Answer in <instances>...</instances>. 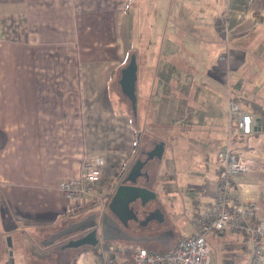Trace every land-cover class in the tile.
Wrapping results in <instances>:
<instances>
[{
  "label": "crops",
  "instance_id": "crops-1",
  "mask_svg": "<svg viewBox=\"0 0 264 264\" xmlns=\"http://www.w3.org/2000/svg\"><path fill=\"white\" fill-rule=\"evenodd\" d=\"M224 11L227 31L220 24ZM130 53L137 55L139 117L123 107L130 101L119 82ZM234 99L255 117L251 134L232 137L233 148L254 160L235 189L256 200L264 217V127L245 104L264 105V0H0V264H15L8 256L12 245L22 246L21 233L58 241L71 225L62 219L77 204L93 202L97 211L108 205L120 178L145 149L162 141L145 147L141 125H208L221 133L219 150L225 147L228 102ZM95 155L104 158L98 187L106 184L108 190L82 201L67 199L60 181L78 180L84 161ZM156 159L148 164L153 187L175 176L156 172ZM185 173L190 192L202 196L193 201V218L215 195L217 157ZM151 202L141 225L129 218L136 226L130 235L118 233L120 219L110 208L104 213L109 232L103 223L98 245L110 246L103 255L111 246L167 250L188 235L165 222ZM156 209L159 218L148 219ZM207 240L211 264L246 263L245 233L212 231ZM86 247L92 245L68 253ZM82 253L78 263L88 264Z\"/></svg>",
  "mask_w": 264,
  "mask_h": 264
},
{
  "label": "built area",
  "instance_id": "built-area-1",
  "mask_svg": "<svg viewBox=\"0 0 264 264\" xmlns=\"http://www.w3.org/2000/svg\"><path fill=\"white\" fill-rule=\"evenodd\" d=\"M221 26L228 30L229 11L221 15ZM227 145L217 153L218 176L213 199L193 216L195 231L179 237L167 250L111 246L106 255H99L98 264H211V246L207 234L234 230L247 235L249 254L245 264L264 263V217L258 215V202L245 200L235 189L237 179L254 165L252 157L231 145L236 134H251L255 117L235 100H229ZM104 158L95 155L84 161L78 180H61L59 189L71 201L94 197L102 179ZM129 249L132 252H129Z\"/></svg>",
  "mask_w": 264,
  "mask_h": 264
},
{
  "label": "rangeland",
  "instance_id": "rangeland-1",
  "mask_svg": "<svg viewBox=\"0 0 264 264\" xmlns=\"http://www.w3.org/2000/svg\"><path fill=\"white\" fill-rule=\"evenodd\" d=\"M157 20L158 36H161L162 19L158 18ZM122 99L126 101L124 96H122ZM123 107L128 112H131L130 102L129 104L128 102L127 104L123 102ZM139 121L142 123V118H139L138 123ZM157 122L152 123V125L146 124L140 126L143 136L142 141L145 142V147L152 146L154 144L153 140L156 138L166 143L163 157L154 160L153 163L156 165V172L163 173L170 171L175 175L174 179L169 178L167 181L155 182L153 188L158 193V206L161 214L164 215L165 222L179 229L181 234H191L195 230L192 218L193 201L199 197L202 198V196L197 190L190 192L189 186H186L189 177L185 171L190 165L199 164L201 161L213 160L215 162L219 150L221 133L213 129L210 130L207 127L208 125L203 124L196 125L192 129L177 128L174 130L171 126H162L161 123ZM105 187L106 184L104 188L102 185V190L98 187L96 193L103 196V193L108 190ZM95 205L97 204L90 201L86 204H77V209H74L72 213H67L62 220L65 219L70 224L76 222L82 225L91 224L94 221L89 222V220L93 219V214L98 209ZM94 217H96V214ZM58 223L60 222L58 221ZM56 229H50L49 231L55 233ZM73 232L78 231L73 230L68 232L64 234L65 237L62 239L51 243H47L50 237L44 239L39 238V234L21 233L22 239L20 241L22 246L19 247L18 243L15 246L12 245L10 249L12 254L9 251L8 258L12 259L15 264H70L71 257L68 251L70 252L73 249L72 247L66 248L65 246L70 241L67 235ZM98 232L102 235L103 229H100ZM12 233L16 234V232ZM75 249L77 250V248ZM83 253L81 258L83 259V256L86 255L88 264H97L96 254L92 248H84Z\"/></svg>",
  "mask_w": 264,
  "mask_h": 264
},
{
  "label": "water",
  "instance_id": "water-1",
  "mask_svg": "<svg viewBox=\"0 0 264 264\" xmlns=\"http://www.w3.org/2000/svg\"><path fill=\"white\" fill-rule=\"evenodd\" d=\"M137 78H138V63H137V55L136 53H131L130 59L126 66L122 68L121 71V77L119 79V82L121 84V88L123 93L128 97L131 108L133 112L137 113ZM165 150V142L160 141L158 142L152 149L147 151V157L145 159L138 158L132 168L130 169L128 175L125 178V181L130 180V183L122 182L118 185L110 203L109 208L117 215V217L120 220H123L126 222L129 218H135L138 219V215L136 214V211L134 208L131 207V203L133 201H136L138 199H141L143 203H146L148 200L155 198L157 196V193L152 190L150 187L145 185H139L136 183L138 177L146 175L143 172V167L147 163L149 159H152L154 157L161 158L163 156ZM156 212L158 210L152 211L148 215V219L158 217L156 215ZM127 218L124 217L127 215ZM4 215V213H3ZM159 218V217H158ZM104 223V229L106 232L107 225L105 224V214L103 218ZM76 223L71 224L67 229H65L63 232L60 233V235L71 232L73 230L78 231L80 229H86L88 227L97 226V221L88 224V225H81L75 228L74 225ZM59 234H56L54 238L58 237ZM51 240L50 242H52ZM8 242L10 245H12L11 237H8ZM99 242V237L97 233V229L94 228L92 231L87 233L86 235H83L79 238H73L70 239L69 243L65 247H80L84 245H96Z\"/></svg>",
  "mask_w": 264,
  "mask_h": 264
},
{
  "label": "flooded vegetation",
  "instance_id": "flooded-vegetation-1",
  "mask_svg": "<svg viewBox=\"0 0 264 264\" xmlns=\"http://www.w3.org/2000/svg\"><path fill=\"white\" fill-rule=\"evenodd\" d=\"M157 141H155L154 142V144L156 143ZM147 150L148 149H145L144 150V152H143V154H142V157H140V158H142V159H145L146 157H147ZM153 159V158H152ZM149 160H151V159H149ZM149 160L147 161V163L145 164V166H144V168H145V170L146 171H144L145 172V174L146 175H143V176H140L138 179H137V181H136V183L137 184H139V185H145V186H148V187H150L151 189H154L153 188V185H152V179H151V176H150V169L148 168V164H149ZM125 175L122 177V178H120V182H119V184L120 183H122L123 181L124 182H126V183H130L131 181L129 180V181H125ZM114 195V194H113ZM108 196V195H107ZM106 196V197H107ZM113 197V196H112ZM154 200V199H153ZM153 200H149V201H147L146 203H143L142 202V200L141 199H138V200H136V201H133L130 205H131V207L132 208H134V210L136 211V214L139 216V218L137 219V222L140 224V222H141V218H144V216L145 215H147V213L151 210L150 209V206H149V204H150V202L151 201H153ZM110 201H111V199H110ZM110 201L108 202V205H105L104 204V206L102 205V208L100 209V210H98L95 214H96V217H94V215H93V219H90L89 220V222H92V221H97V226H92V227H88V228H86V229H82V230H78V232H73V233H71V234H68V236L70 237V236H74V237H71L70 239H73V238H79V237H82L83 235H86L87 233H89L90 231H92V229H94V228H96L97 229V233H98V237H99V242H98V244H100V243H103V235H100L99 234V230H100V228L101 229H103V214L105 213V212H110V210H109V203H110ZM151 203H154V207H157L158 206V203H159V201H158V198L156 197L155 198V202H151ZM111 213V212H110ZM127 216H128V214L127 215H125L124 217H126L127 218ZM116 217V216H115ZM108 218V217H107ZM116 219H117V217H116ZM118 220V219H117ZM119 221V224H120V226H121V228H122V230L121 229H119V231H118V233L120 234V233H122V231L124 232V233H127V234H129L128 232H134V231H136L135 230V228H136V226H134L135 224V222H134V220L133 219H129V220H127L126 222H124L123 220H118ZM136 222V223H137ZM82 225V224H81ZM137 225V224H136ZM141 225V224H140ZM75 226V228H77L78 226H80V224L79 223H77L76 225H74ZM115 229V228H114ZM116 230V229H115ZM117 231V230H116ZM108 232H109V230H108ZM130 235V234H129ZM98 244H96V245H98ZM84 246H91V245H84ZM132 246H135L134 244H132ZM78 248V247H77Z\"/></svg>",
  "mask_w": 264,
  "mask_h": 264
},
{
  "label": "trees",
  "instance_id": "trees-1",
  "mask_svg": "<svg viewBox=\"0 0 264 264\" xmlns=\"http://www.w3.org/2000/svg\"><path fill=\"white\" fill-rule=\"evenodd\" d=\"M130 55L131 53L129 54L128 56V61L130 59ZM235 101H238L240 99H234ZM239 102V101H238ZM245 104H248V105H251L252 109H253V112H255V114H257V116L260 118V121H261V126L264 127V105L257 102V101H251V100H246L245 101ZM137 112H138V108H137ZM131 117H135L136 115L138 116V113H134L132 108H131V112L129 114ZM170 176V175H169ZM102 182V179L100 180V183ZM105 246V247H104ZM103 246H99V245H95V246H92V248L94 249V251L100 255L103 253V250L108 248L110 246V243H105ZM131 250L133 249H129V252H132ZM83 252L82 249H78V250H74L73 253L71 254V264H79L78 263V258H79V255Z\"/></svg>",
  "mask_w": 264,
  "mask_h": 264
}]
</instances>
